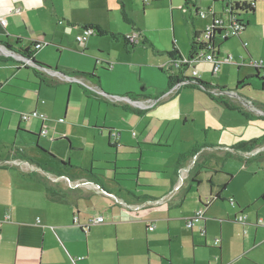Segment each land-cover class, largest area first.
I'll return each instance as SVG.
<instances>
[{
  "label": "crops",
  "instance_id": "obj_1",
  "mask_svg": "<svg viewBox=\"0 0 264 264\" xmlns=\"http://www.w3.org/2000/svg\"><path fill=\"white\" fill-rule=\"evenodd\" d=\"M99 1L84 0L76 7L69 1L63 8H58L56 0H0V95L4 94L0 98L1 110L8 111L4 109L7 106L4 89L23 78L34 86H38L39 80L41 90L42 85L54 90L65 88L69 100L74 96L84 98L85 106L89 105L87 97L92 94L98 102L103 101L98 99L101 97L96 91L106 93L112 98L109 100L116 103L113 120L101 119L99 113L95 120L78 122L69 118V128L52 138L60 145L55 157L38 146L44 123L37 135L32 125L17 126L18 133L36 138L41 154L50 156L51 160L48 159V163L35 159L22 149L0 160V264H154L157 251L152 247L153 243L160 238L163 229L167 228L170 233L172 221L183 220L181 215H173V209L179 207L184 197L181 190L191 188V181L202 184L201 169H209L214 153L226 157V149L236 151L234 156L247 151L240 146L248 144L242 138L246 137L250 118L259 116L264 122V105L257 106L237 89L212 84L209 79L220 72L221 75L236 72V82H242L240 86L246 88L243 89L245 93L253 92L255 77L264 79V72L246 65L251 59H264V0H230L255 2L253 14L246 17L244 32L236 37V41L225 42L217 55L219 61L232 56L233 63H222L217 75L212 74L213 64L204 60L194 62L192 66L198 71L193 81L222 92L235 91L236 97L216 96L196 85L170 94L180 73L169 66V61L183 58L179 47L174 45L173 52L165 53L146 38V27L136 17L137 4L130 8L125 0H118L113 7L111 0H102L101 4ZM142 3L141 10L146 16V3ZM198 10L196 7V14ZM121 11L128 24L118 33L113 27L112 15L118 13L116 18L121 22ZM87 14L92 16L85 18ZM1 19L6 20L5 25L1 24ZM54 23L58 24L57 28ZM89 26L102 33L97 31L95 42L88 40L81 46L85 54L65 50V46L77 47L67 38L68 28L78 27L84 31ZM36 27L41 28L39 34L35 33ZM195 31L199 32L194 28L193 33ZM133 32L142 36L137 45L125 40L126 35ZM101 39L109 40L111 45L103 48L99 44ZM192 39L193 35L185 58L190 57ZM36 43H47L45 48H50L34 50ZM54 48L57 53L65 50L86 57V68L65 67L62 70L56 64L57 68L52 70L44 66V52L55 53ZM24 58H31L35 66L23 61ZM37 66L53 73L46 74ZM76 78L78 82L74 80ZM73 83L84 88L86 97L73 87ZM258 92H262L257 98L262 102L264 87ZM17 99L28 101L21 96ZM57 99L55 97L54 101ZM245 100L255 105L257 110L252 109L251 104L247 109L257 116L244 110ZM25 104L28 112L42 113L49 109L54 113L53 108L38 102L34 107L31 103ZM96 108L97 112L101 109L93 102V109ZM232 113L238 116L234 122L229 117ZM66 114L65 111L64 117ZM72 127L80 128L82 133L76 131L73 138ZM114 133L118 136H113ZM231 137L238 142L228 147L225 144ZM255 140H264V125L249 141ZM53 146L56 145L49 148L50 152ZM208 181L210 197L205 194L199 197V202L206 208H201L205 211L204 230L208 225L206 216L216 217L220 212L219 204L231 199L235 201L236 197L229 191V177L217 185L213 177ZM225 184L228 186L222 190ZM220 192L221 198L215 199ZM263 195L264 182L251 189L249 199L240 203L245 208L256 205ZM235 206L240 208L236 201ZM242 211L240 208L235 221L243 215ZM250 214L257 225L259 219H263L256 210ZM99 216L104 217V223L90 224ZM151 225L155 227L153 231L148 230ZM220 234L223 239L220 238L219 250L226 237L223 232ZM247 254H253L252 263L264 264V234L245 246L239 258L246 259Z\"/></svg>",
  "mask_w": 264,
  "mask_h": 264
},
{
  "label": "rangeland",
  "instance_id": "obj_2",
  "mask_svg": "<svg viewBox=\"0 0 264 264\" xmlns=\"http://www.w3.org/2000/svg\"><path fill=\"white\" fill-rule=\"evenodd\" d=\"M69 1L73 2V5L76 7L79 6L80 2L82 4L84 0H56L57 7L63 8ZM101 1H99L100 4ZM143 1L146 3V16L143 15L141 10ZM117 2L118 0H111L113 7ZM125 2L130 8L131 5L137 4L135 6L136 17L145 25L147 39L156 43L165 53L173 52L174 45L179 47L183 54V58L187 57V50L190 46L194 28L199 30V32H203L211 24V16L209 15L206 20L201 19L199 15L196 14V7L199 8L200 12L205 13H208L211 9L217 12L222 10V4L220 2L213 3L212 0H125ZM78 11H80V8H78ZM121 12V22L117 21L116 16L118 17V13L115 16L111 14L113 27L118 33V30H125L123 28H125V24H128L123 17V11ZM94 15H96V13H94ZM91 16L92 14H87V17L85 18H90ZM54 25L57 28L56 25L58 24L54 23ZM40 29L41 28L36 27L35 33L39 34L41 32ZM51 31H53V28ZM68 31V40L76 44L77 47L76 49H73L72 47L65 46V50H73L77 53L85 54L82 47L77 43V37L83 36L84 32L78 27L68 28ZM136 33L140 35V41L142 36L139 32ZM97 39V36L93 35L89 37L88 40L90 42H95ZM236 40V37L231 39L233 42ZM99 44L103 48H107L111 45V42L107 39H101ZM225 46L223 48H225ZM43 48L48 50L50 47ZM47 50L43 54V56H46L44 66H48L52 70L57 68L56 64L58 65V68L62 70H64L65 67L78 68V66H81L82 68H86L87 66L86 64L88 63V60L86 57H80L73 53L64 52L65 50L59 51L58 53L56 49L55 53ZM95 52L97 54V51ZM101 52H103L102 49ZM97 56L101 58L99 54H97ZM234 69L236 70L237 68ZM249 70L255 72L253 69ZM80 74L83 75V73ZM188 74H191V70H189ZM209 79L212 84L219 83L221 86H224L229 90L237 89L240 95H243L247 100L251 99L257 106L264 105L263 95L261 96L262 102H259L257 99L258 94L262 93L258 92L262 91V83L257 79L252 83V88H254L252 93H245L243 89L246 88L237 85L236 72L229 71L224 75H221L220 72L217 77H211ZM39 83L38 80V86H34L31 81L23 78L22 81H15L4 89L3 93H5V97L7 98V106H5L6 108L4 109L8 111L0 109V160L6 159L11 152L22 149L28 156L50 163V156H44L37 148L36 138L31 139L24 134L18 133V125H20L21 128L27 125H32V128L37 135L39 134L38 132L41 125L44 123V128L48 131V134L45 137H41L40 145L38 146L46 151L47 154L55 157L54 153L58 154L57 148L58 146L60 147V145H58V142L54 141L52 138L57 136L56 134H63L64 131L69 128V118L78 122L91 119L95 120L98 118L97 115L99 113L101 119H115L113 111L116 107V103L109 100V98L107 100L105 96L97 94L101 97L98 99L103 100L98 102L92 94V96L87 97L88 100H90L89 105L85 106L87 102L84 98L77 99L78 96H74L72 100H69V95L65 92V88L54 90L42 85L41 90ZM72 85L81 91L82 96L86 95L84 88H82L80 84L73 83ZM249 86L250 84L247 88H249ZM234 93L236 92L234 91ZM18 96L26 98L28 101L21 102L17 99ZM233 96L236 97L235 94L228 97ZM2 97H4V94L0 95V98ZM55 97L58 98L56 102L54 101ZM92 101L101 107L99 112H97V108L93 109ZM37 102L41 106H49L53 108L54 113H51L49 109H44V113H42L46 116L45 122L41 119H32L23 122V114L30 113L25 111L27 108L25 103H31L32 107H34ZM244 104L246 106L241 104L242 107L248 114H250L247 107L249 108V104L253 107H255V105L251 101L246 100ZM65 111L67 112L66 117H64ZM251 114L257 116L255 113ZM229 117L231 121H233L236 120L238 116H234L232 113ZM262 117L264 118V116ZM260 118L261 117L257 116L249 119L251 124L248 123L247 130H245L246 137L242 138L245 140V143L247 141L249 143V140L257 136L259 127L264 125V122L262 123ZM76 131L82 133L80 128L77 129V127H72L71 135L73 138ZM236 142L238 141H234L231 137L229 143L225 145L228 147L235 146L234 144H236ZM52 145L56 146H53L52 151L50 152L49 148L52 147ZM257 145L254 147H245L247 151L242 155H238L237 152L238 156H234L236 151H227L228 149H226V153H228V156L226 157H223L219 153H214L209 164V169H201L202 184L197 185V182L191 181L189 182L192 186L191 188L181 190V193H183L181 196L183 195L184 197L179 207L173 209V215H181L183 220L172 221L170 233L167 228L163 229L159 236L160 238L153 243L152 247L157 251L154 255V264H254L251 259L253 254H247L245 256L246 259H240L239 254H241V251L245 246L247 247L253 244L257 237L264 234L263 226H261L262 224L257 225L254 217H251L250 214L256 210L259 213V218H263L259 220H264V201L260 200L256 205L247 208L243 207L244 205L240 202L249 199L251 189H255L258 185L264 182V147L258 149L259 147L264 146V140H261ZM253 150L256 151L253 153ZM61 151L64 152L65 150L62 149ZM249 153L253 154L248 157L247 154ZM226 174L233 177L232 181H230L229 191L235 194L236 197L233 198L239 203L240 208L243 210V215L248 217V221L245 225L236 222L235 215L240 212V208L238 206L234 207V205L230 204L228 201H223L219 204L220 212H217L216 217H213L212 215L206 216L208 225L205 230L202 227L203 223L197 224L193 230H190L186 226V220H188L189 217L192 218L199 209L204 208L199 202V197L204 194L207 198L210 197L209 178L213 177L214 182L217 185L220 184V180L227 179L228 176ZM201 228L203 231H200ZM221 232H223L226 237L223 247L219 250V247H215L213 243L217 238L223 239L220 234Z\"/></svg>",
  "mask_w": 264,
  "mask_h": 264
},
{
  "label": "built area",
  "instance_id": "obj_3",
  "mask_svg": "<svg viewBox=\"0 0 264 264\" xmlns=\"http://www.w3.org/2000/svg\"><path fill=\"white\" fill-rule=\"evenodd\" d=\"M220 3L222 4V10L220 12L209 10L208 13L197 11V15L203 20L208 19V16H211V24L203 31L200 32L202 39L204 41L210 40L213 36L216 37L215 44L218 45L222 43L225 40L232 39L234 37H239L244 30L246 29V17H247V11L245 9H242L240 11H232V8L234 6L235 2H231L230 0H220ZM200 12V13H199ZM1 24L5 25L6 20L1 19ZM62 24V22H60ZM217 30L218 32H215ZM84 35L77 37V43L80 46H85L87 43L89 37L95 35L97 32L90 27L84 28ZM140 35L136 32H133L129 35H126L125 40L127 43L131 45H137L139 41ZM48 46L47 43H37L35 45L36 49H42L43 47ZM206 61L213 64V70L212 74L217 75L222 63H233L235 60L232 56H228L224 59V61H219L218 58L211 53L207 52H201L197 57L194 59L190 58H172L171 61H169V66L175 70H179V75L175 78L177 81L173 84L170 94L174 93L178 90H180L183 87L189 86V85H196L198 88H200L203 91H206L208 93H212L216 96H231L234 95V92L231 91H221L218 88H211L208 87L202 83L195 82L193 79H195L198 76V71L194 69L193 63L196 61ZM28 64H32L31 60H27L26 58L23 59ZM246 65L255 69L264 72V59L254 60L251 59L246 62ZM40 71L46 73V74H52L53 72L51 70H48L47 68H39ZM189 70H191V74H188ZM78 82V79H74ZM81 82V81H80ZM82 83V82H81ZM98 95L105 96L106 98L112 99L109 96H106L103 92L96 91ZM153 104V103H152ZM151 104V105H152ZM256 109L255 107H252V109ZM257 110V109H256ZM32 119H41L42 121H46V116L38 111H32L27 114H23L22 120L24 122L30 121ZM48 134V131L43 127L41 130L40 135L46 136ZM114 136H118L117 133L114 134ZM253 153L255 151H252ZM253 153L247 154L248 157L251 156ZM244 154V153H242ZM8 163V162H7ZM13 164H21L20 162L17 163V161H12ZM2 164V163H0ZM230 203L232 205H235V201L233 199L230 200ZM205 211L203 209L199 210L192 218L188 219L186 222V226L189 229H193L197 224L202 223V221L205 219ZM236 221L240 223H245L247 221V216L241 215L236 219ZM75 222H78V218H75ZM105 222L104 217L99 216L96 219H92L90 221V224H102ZM258 224H263L262 220L258 221ZM2 224L0 223V228ZM154 226L151 225L148 227V230L153 231ZM205 233V232H204ZM221 245V239L217 238L214 241L215 247H220Z\"/></svg>",
  "mask_w": 264,
  "mask_h": 264
},
{
  "label": "trees",
  "instance_id": "obj_4",
  "mask_svg": "<svg viewBox=\"0 0 264 264\" xmlns=\"http://www.w3.org/2000/svg\"><path fill=\"white\" fill-rule=\"evenodd\" d=\"M220 0H214V3H219ZM254 8H255V2H250V3H234V6L232 8V11H240L242 9H245L247 11V16L248 15H251L253 14L254 12ZM247 26V25H246ZM90 28H93L96 32L98 31L99 33H102V31H100V29H95V27L93 26H89ZM215 32H218L217 30H215ZM113 36V35H112ZM215 41H216V37H212L210 40H207V41H204L202 39V36H201V33L199 32H194L193 33V39H192V45H191V52H190V59H194L195 57H197L199 55V53L201 52H207V53H211V54H214L217 58H218V53H219V50L221 48V46L227 42L228 40H225L223 41L222 43L216 45L215 44ZM176 50H174L175 52ZM31 59V58H30ZM32 60V59H31ZM38 64V63H36ZM39 65V64H38ZM42 67V66H41ZM257 72H259V70H256ZM83 76H92V75H85L83 74ZM171 82L173 81V79L171 78L170 79ZM46 84L48 85H52V83H49L47 81H44ZM176 82V81H175ZM238 86L242 85V82H238L237 83ZM261 140H255V141H252L248 144H245V145H242L240 146L241 148L245 149V147L247 146H251V147H254L256 146ZM229 177V182L232 181L233 177L231 175H228ZM228 184H225L223 187H222V190H225L227 188ZM220 194H217V196L215 197V199H220ZM261 200H264V195L261 197Z\"/></svg>",
  "mask_w": 264,
  "mask_h": 264
},
{
  "label": "water",
  "instance_id": "obj_5",
  "mask_svg": "<svg viewBox=\"0 0 264 264\" xmlns=\"http://www.w3.org/2000/svg\"><path fill=\"white\" fill-rule=\"evenodd\" d=\"M27 60H31V59H27ZM31 62H32V60H31ZM32 64L34 65L35 64V62H32ZM37 68L39 69V68H42L41 66H37ZM44 68V67H43ZM48 70H50V69H48ZM57 73V72H56ZM255 79H257L260 83H262L261 84V86H262V88L264 87L263 86V84H264V79H262V78H259L258 76L257 77H255ZM104 93V92H103ZM106 96H108L106 93H104ZM131 100V99H130Z\"/></svg>",
  "mask_w": 264,
  "mask_h": 264
},
{
  "label": "flooded vegetation",
  "instance_id": "obj_6",
  "mask_svg": "<svg viewBox=\"0 0 264 264\" xmlns=\"http://www.w3.org/2000/svg\"><path fill=\"white\" fill-rule=\"evenodd\" d=\"M36 44H37V43H36ZM36 44H35V45H36ZM35 45L33 46L34 50H39V49H36V48H35ZM32 65H33V64H32ZM34 66H35V64H34ZM258 77H259V78H262V77H260V76H258ZM114 134H115V133H114ZM114 134H113V136H114ZM190 230H192V229H190Z\"/></svg>",
  "mask_w": 264,
  "mask_h": 264
}]
</instances>
